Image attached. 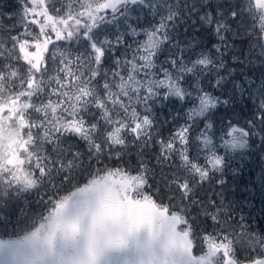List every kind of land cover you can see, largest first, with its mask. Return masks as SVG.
Listing matches in <instances>:
<instances>
[{
    "label": "snow or ice",
    "instance_id": "snow-or-ice-1",
    "mask_svg": "<svg viewBox=\"0 0 264 264\" xmlns=\"http://www.w3.org/2000/svg\"><path fill=\"white\" fill-rule=\"evenodd\" d=\"M189 30L215 43L182 40ZM61 41L83 52L57 53ZM165 108L175 114L161 120ZM256 137L264 150V0L0 9V264H264V228L225 198L192 199L206 181L222 186L215 175ZM129 143L141 149L135 165ZM41 188L39 211L13 221L8 210Z\"/></svg>",
    "mask_w": 264,
    "mask_h": 264
},
{
    "label": "trees",
    "instance_id": "trees-1",
    "mask_svg": "<svg viewBox=\"0 0 264 264\" xmlns=\"http://www.w3.org/2000/svg\"><path fill=\"white\" fill-rule=\"evenodd\" d=\"M179 2V0H178ZM215 3H224V0H212ZM59 6V5H57ZM17 8V0H0V9L4 11H13L15 12ZM137 13L133 12L132 15L135 16ZM199 28L200 26L197 25ZM115 25H107L106 31H114ZM183 32V29H181ZM196 37L200 40L202 44L208 45L211 47L212 43H215L214 37H209L208 33L204 30H201L199 33L194 30H189L187 36L182 35L180 38L188 39ZM53 39L55 37L53 36ZM71 43L73 50V55L75 56L78 52H83V48L79 46L76 41L68 42L61 41L58 42L54 51L57 53L62 50L63 47H67ZM248 41L246 40L244 33L242 32L239 37L236 39V49L239 51L243 49L245 53L248 51ZM10 47V46H9ZM51 47V46H50ZM107 67V66H106ZM235 68L236 72L240 71V68L234 65L229 59V70ZM50 74H54L56 70V65L49 63ZM103 72V69L101 70ZM250 75H254V78L260 76L261 68L259 63L256 62L254 65L248 69ZM223 74V73H222ZM218 94V93H216ZM223 98V97H222ZM178 107V105H177ZM241 104V108H243ZM175 114V109L165 108L160 114L161 120L165 117L171 119L169 113ZM182 115V113H181ZM223 115V106H221L220 111L216 113L217 117ZM235 118L243 119V114L240 113V109H236V112L233 114ZM164 135H167L165 131ZM68 143H79L81 147H84L83 142H77L75 140L69 141ZM259 138H253V141H250V147L247 149H236L230 154L229 160L227 161V167L223 170V175L217 173L214 177L216 179H222L224 184L215 185L213 183L204 182V184L199 188L196 194L192 199H199L200 197H211L213 195L219 200L225 198L226 201H232L238 209L239 215H243L246 221L250 224L253 231L259 232L261 228H264V187L261 186L260 176L262 170H264V150H261L259 147ZM141 149L139 146H133L129 143L128 148L125 151L124 160L131 165H135L138 158L139 152ZM152 155L153 153H149ZM152 164H155V161H152ZM115 166V165H113ZM164 171L168 172L169 168L167 165L164 166ZM161 172L160 169H156V176L150 178V183L153 184V187L156 186V183L160 181ZM161 187H163L161 185ZM46 189L41 188L40 192H30L26 194L22 199L11 209L9 212H14L15 215L12 216L13 221L17 217H22L23 214H33L39 211L37 203L40 196L45 192ZM63 194V193H62ZM172 195V193H168ZM167 199V197H165ZM196 212H192V216H195ZM208 225L211 224V221L207 222ZM199 227L203 228L205 223L203 217L201 216L200 221H198Z\"/></svg>",
    "mask_w": 264,
    "mask_h": 264
},
{
    "label": "rangeland",
    "instance_id": "rangeland-1",
    "mask_svg": "<svg viewBox=\"0 0 264 264\" xmlns=\"http://www.w3.org/2000/svg\"><path fill=\"white\" fill-rule=\"evenodd\" d=\"M53 36H54V34H53ZM30 51H34V49H30Z\"/></svg>",
    "mask_w": 264,
    "mask_h": 264
}]
</instances>
